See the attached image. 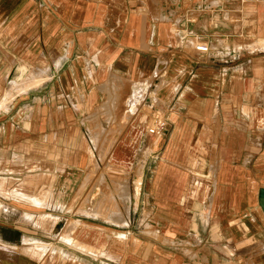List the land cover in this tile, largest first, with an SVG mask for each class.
<instances>
[{
  "label": "crops",
  "instance_id": "crops-1",
  "mask_svg": "<svg viewBox=\"0 0 264 264\" xmlns=\"http://www.w3.org/2000/svg\"><path fill=\"white\" fill-rule=\"evenodd\" d=\"M0 102V264H264V0H0Z\"/></svg>",
  "mask_w": 264,
  "mask_h": 264
},
{
  "label": "rangeland",
  "instance_id": "rangeland-1",
  "mask_svg": "<svg viewBox=\"0 0 264 264\" xmlns=\"http://www.w3.org/2000/svg\"><path fill=\"white\" fill-rule=\"evenodd\" d=\"M120 174L118 167L109 161H90L84 172L83 181L73 198L77 205L71 209V212L98 216L107 222H113L115 218L122 217L124 213L122 205L124 206L128 194L127 180ZM43 195L44 201L47 194ZM48 218L49 216L44 217L43 220ZM70 222L68 220V225L62 230L63 235L72 230Z\"/></svg>",
  "mask_w": 264,
  "mask_h": 264
},
{
  "label": "built area",
  "instance_id": "built-area-1",
  "mask_svg": "<svg viewBox=\"0 0 264 264\" xmlns=\"http://www.w3.org/2000/svg\"><path fill=\"white\" fill-rule=\"evenodd\" d=\"M195 49L199 52H207L208 46L203 43L195 45ZM167 123V118L164 113L153 111L148 119L146 132L149 136H160Z\"/></svg>",
  "mask_w": 264,
  "mask_h": 264
},
{
  "label": "water",
  "instance_id": "water-1",
  "mask_svg": "<svg viewBox=\"0 0 264 264\" xmlns=\"http://www.w3.org/2000/svg\"><path fill=\"white\" fill-rule=\"evenodd\" d=\"M259 197H260V205L262 206V208L264 209V206H263V202L262 201H264V191L263 190H261L260 192H259Z\"/></svg>",
  "mask_w": 264,
  "mask_h": 264
},
{
  "label": "bare ground",
  "instance_id": "bare-ground-1",
  "mask_svg": "<svg viewBox=\"0 0 264 264\" xmlns=\"http://www.w3.org/2000/svg\"><path fill=\"white\" fill-rule=\"evenodd\" d=\"M1 103V102H0Z\"/></svg>",
  "mask_w": 264,
  "mask_h": 264
}]
</instances>
